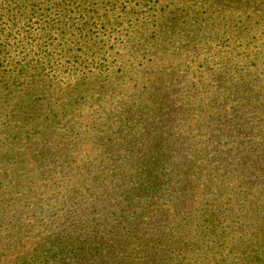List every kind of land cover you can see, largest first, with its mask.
<instances>
[{
    "label": "rangeland",
    "instance_id": "rangeland-1",
    "mask_svg": "<svg viewBox=\"0 0 264 264\" xmlns=\"http://www.w3.org/2000/svg\"><path fill=\"white\" fill-rule=\"evenodd\" d=\"M63 4L67 11L60 24L69 32L64 35L57 26L46 29L47 18L27 16L24 10L18 18L0 17V264H86L80 254L67 258L59 239L72 245L93 240L96 226L105 214L116 215L118 204L134 221L123 228L138 244H143L135 236L139 222L152 224V214L168 206H175L171 212L179 218L182 211L194 209L196 225L187 237L190 248L182 264H254L252 256L264 254V247H256L260 241L251 245L254 235L261 234L249 233L257 218L248 223L241 246L227 239L234 236L231 228L239 229L264 205V166L218 167L207 161L210 153L202 142L210 133L209 111L216 108L224 116L238 113V126L244 130L237 136L243 145L263 143L264 0ZM150 88L167 96L165 109L175 116L161 136L160 153L169 159L158 174L169 181L158 185L166 193L148 198L147 193H131L156 178L147 171L137 168L127 180L131 172L124 168L106 181L111 178L108 167L104 180L89 174L87 166L90 171L113 154L114 149L104 150L110 129L134 132L133 154L145 155L141 150L151 141L147 130L152 116L143 110L133 115V109L149 104ZM127 114L131 120L124 122ZM174 141L193 144L195 171L177 164ZM254 152L261 156L264 149ZM209 170L220 176L221 184L213 190L204 186ZM196 171V176L189 175ZM196 179L199 184L192 186ZM214 191L222 199L211 205L221 215L207 227L210 216L203 198ZM91 192L99 199L97 207L83 211L79 220L66 217L65 201H80ZM64 217L70 225H64ZM153 224L150 231L158 233L169 223L159 219ZM110 257L105 262L113 264Z\"/></svg>",
    "mask_w": 264,
    "mask_h": 264
},
{
    "label": "trees",
    "instance_id": "trees-1",
    "mask_svg": "<svg viewBox=\"0 0 264 264\" xmlns=\"http://www.w3.org/2000/svg\"><path fill=\"white\" fill-rule=\"evenodd\" d=\"M64 1L65 0H59V2H55V0H0V17L6 14H12L13 18H18L20 15L24 14L22 11L24 10L25 12L27 11V16L47 18L48 24L46 29H53L57 26V29H61L60 33L64 35L69 33L66 29H64L63 25L60 24L63 12L67 11L63 4ZM52 15L53 18L51 17ZM88 26L89 23L87 24V27ZM73 41L74 39L71 38V42ZM166 97L167 96L165 94L150 88L146 98L149 104H139L137 108L133 109V115L143 110V114H149L152 116L150 125L152 128L150 127L151 129L147 130L148 135L151 136V141L146 149L141 150L145 153L143 157L142 155H139V153L136 155L133 154L134 147L137 146L135 143L136 137L134 132L130 135V131L126 134L120 128L110 129L107 130L106 135L103 138V141L108 145L106 147L107 149L104 150L114 149L113 154H106L108 160L104 163L97 161L95 163L96 165L90 171L89 167L91 165H88L87 172L89 174L94 172L93 176L102 177L105 180L106 172L104 170L108 167L110 170L109 176L111 178L106 179L107 181L109 179L113 180L112 177H114L122 169L127 168L128 171L131 172V175L127 177L128 180L130 177H134L135 175H132V173H134L137 168H140L141 171H147L148 176H155L156 178L153 181L149 179V182L142 185L139 189L133 188L131 193H147L145 196L148 198L149 196H159L165 194L166 192L160 191L159 185L160 181L166 183L169 181V178L166 176H159L158 170L162 167V163L167 161L169 157L165 153H160V150L163 148L161 136L162 131H165L164 129H166V125L173 120L172 116H175L172 115V113L169 114L171 112L169 109H165L167 102ZM145 109H147V111ZM223 114L224 111L222 109L214 108L209 111V115L207 116L210 133L207 134V137L205 135L204 142H202L210 153V157L207 161L212 160L216 166H222L226 170H229L228 168L235 165L239 167L246 165L250 168L263 167L264 164L262 160L264 158V154L258 156L255 154L254 150L257 148L264 149V140L263 143H258L256 146L247 147L245 144L243 145L240 137L237 136V134L243 132L244 130L242 126H238L240 119V117H238V113H228L229 115H227V121H225L227 116H224ZM131 117L132 115L130 116L127 114L123 117V121L127 122L131 120ZM244 120L247 121V119H243V122ZM212 129L215 130L214 133ZM248 133L249 132H247L246 135ZM259 133L264 137V130H260ZM182 139L184 140V137ZM174 143L171 144V148L172 154L176 155V157L178 156L177 160L179 162L177 161V164H181L188 168L189 170L187 172L195 171L193 168L194 164L190 161L193 156L191 153L193 152V144L188 142L186 145H183L179 141H176L175 144ZM139 148L143 149L142 147ZM101 155L104 156V151H102ZM245 155L247 156V159H250L251 161L243 158ZM69 160L70 159H65V162L63 161V163H69ZM42 162L45 163L47 161L44 158ZM174 169L175 167L172 168L171 171ZM141 171H138V174H140ZM196 173L197 171L189 175L196 176ZM205 175L206 181L204 182V186H214L212 187V190L215 187L218 188V185L221 183L218 182L220 176L216 173V170H209V172H206ZM209 180L210 182L207 184V181ZM198 184L199 182L196 179L192 183V186ZM130 186L131 184L128 185V187ZM93 194L96 193L91 192V194L85 197V199H81L80 201H76L74 199L71 201H65L67 206L66 210L68 211L66 217L73 216L75 220H79L81 218L80 214H82L83 211L96 208L99 199L94 197L95 195ZM207 196L209 195L206 194V196H204L203 202L205 204V209L208 211L210 216L208 217V227V225H214L215 220H217L221 215L220 211L216 210V208L211 205V202L215 200L219 201L222 198L218 191H214L209 197ZM126 197L127 199H131L130 195H126ZM172 208H175V206H168L159 210V213L155 215L152 214L153 216L149 221L152 224L150 225L147 221L139 222L135 236L138 239L143 238V244L140 242L138 244L134 237L133 239H130L127 235V229L123 228L125 225L127 226L128 223L131 224V226L135 224L132 219L123 213L125 207L121 204H118L119 212L115 210L113 211L116 215H110L111 217H108V215L105 214L102 223L99 227L96 226V230L98 231L95 233L93 240L80 239L78 243L74 245L70 242L68 243L66 238L59 240L62 241L61 244L65 246L68 252L67 258H75L80 254L86 264H111L109 260L105 262V259L109 258L110 254L111 257H113L112 259H114V261H112L113 264H182L186 258L185 253H187L190 248V245L186 241L187 237L192 234L194 226L196 225L192 221V213H194V209H191L187 212V214H183L184 212L182 211L179 218L171 212ZM71 210L75 212L72 213ZM174 210L175 209L172 211ZM66 217L62 218V222L64 225H70L71 221ZM255 218H257V220H254V223L257 224L255 225L256 228L249 231V233L254 234V231L259 230L261 234L260 237L254 235L251 245L255 244L254 246H256L260 241V244L258 243V246L256 247H264V205L259 207L258 213L253 214L252 217L250 216L248 221H245L246 223H242V225L240 224L241 227L239 229L236 230L231 228L234 232V236L227 239L228 242L230 244L233 243L234 246H241L243 243L242 236L245 232H248V223H251V221ZM159 219H166L169 224L160 229L158 233L150 231L151 226H154L153 223L157 222ZM232 223L233 222H231V225ZM215 232L216 230H214V233ZM201 233L202 231L200 227H198L196 235L200 237ZM222 236L224 238H228L226 237L227 235L222 234ZM259 248L252 247L251 249L258 252ZM172 249L173 251L171 252ZM119 251L121 252L119 253ZM252 258L254 264H264V254H254ZM64 264L69 263L65 262Z\"/></svg>",
    "mask_w": 264,
    "mask_h": 264
}]
</instances>
